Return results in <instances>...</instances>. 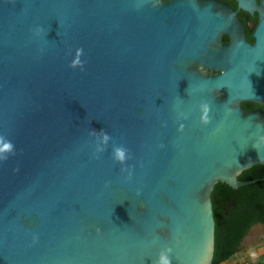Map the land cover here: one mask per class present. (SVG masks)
Returning <instances> with one entry per match:
<instances>
[{
	"label": "water",
	"instance_id": "1",
	"mask_svg": "<svg viewBox=\"0 0 264 264\" xmlns=\"http://www.w3.org/2000/svg\"><path fill=\"white\" fill-rule=\"evenodd\" d=\"M211 16L195 0H0V138L15 150L0 264H153L166 249L213 264L215 184L263 179L238 176L264 164V111L239 103L264 104V38L206 72Z\"/></svg>",
	"mask_w": 264,
	"mask_h": 264
},
{
	"label": "flooded vegetation",
	"instance_id": "2",
	"mask_svg": "<svg viewBox=\"0 0 264 264\" xmlns=\"http://www.w3.org/2000/svg\"><path fill=\"white\" fill-rule=\"evenodd\" d=\"M201 7L208 10L214 16L205 27L208 29V37L205 47L197 59L198 68L211 74L221 72L228 67L227 61L232 58L233 50L238 40L244 41L250 47L262 37L264 0H195ZM261 51L257 52L260 56ZM256 52L253 53L255 55ZM239 103L246 109H261L264 104L253 99H242ZM231 202H226L228 206ZM225 209H227V207Z\"/></svg>",
	"mask_w": 264,
	"mask_h": 264
},
{
	"label": "trees",
	"instance_id": "3",
	"mask_svg": "<svg viewBox=\"0 0 264 264\" xmlns=\"http://www.w3.org/2000/svg\"><path fill=\"white\" fill-rule=\"evenodd\" d=\"M238 178L263 179L238 188L223 182L215 184L211 194L215 219L213 264H219L239 252L250 227L257 222L264 223V164L243 170ZM229 201L233 204L224 205ZM258 262L264 264V253Z\"/></svg>",
	"mask_w": 264,
	"mask_h": 264
},
{
	"label": "clouds",
	"instance_id": "4",
	"mask_svg": "<svg viewBox=\"0 0 264 264\" xmlns=\"http://www.w3.org/2000/svg\"><path fill=\"white\" fill-rule=\"evenodd\" d=\"M42 31L41 28L37 27L35 29L36 34L38 35ZM75 58L71 60L70 67L76 68L80 67L83 70L84 62L81 60V55L83 54L82 48H77ZM203 110V115L201 116V120L203 123L207 124L209 122L208 111L209 107L207 104L201 106ZM182 127V126H181ZM103 132V130H101ZM95 130H92L89 134H94ZM109 139V135L107 133L103 134V141L106 143ZM103 151V149L97 148V152ZM11 153L15 154L14 145L10 141H3V138H0V160H6L8 156L6 154ZM128 149L123 146H118L114 148L113 158L115 161L120 162L122 165L126 161V159H130L131 156L128 154ZM125 169L122 168L121 171ZM129 177H131V172L129 171ZM33 239L35 240L36 237L34 236ZM170 252V249L162 250L158 254V258L153 261V264H171V260L167 253Z\"/></svg>",
	"mask_w": 264,
	"mask_h": 264
},
{
	"label": "rangeland",
	"instance_id": "5",
	"mask_svg": "<svg viewBox=\"0 0 264 264\" xmlns=\"http://www.w3.org/2000/svg\"><path fill=\"white\" fill-rule=\"evenodd\" d=\"M261 251H264V223L257 222L250 227L243 238L240 252L231 256L224 264H235L241 256L253 258Z\"/></svg>",
	"mask_w": 264,
	"mask_h": 264
},
{
	"label": "built area",
	"instance_id": "6",
	"mask_svg": "<svg viewBox=\"0 0 264 264\" xmlns=\"http://www.w3.org/2000/svg\"><path fill=\"white\" fill-rule=\"evenodd\" d=\"M237 264H260V263L257 260L253 259L252 257L241 256L238 259Z\"/></svg>",
	"mask_w": 264,
	"mask_h": 264
},
{
	"label": "crops",
	"instance_id": "7",
	"mask_svg": "<svg viewBox=\"0 0 264 264\" xmlns=\"http://www.w3.org/2000/svg\"><path fill=\"white\" fill-rule=\"evenodd\" d=\"M239 252H240V251H239ZM239 252H237V253H239ZM263 253H264V251H261L259 254H256V256L253 257V259H255V260L258 261L259 257H260ZM239 258H240V257H239ZM239 258H238V259H239ZM227 260H229V259H227ZM227 260H225V261H227ZM225 261H222V262L219 263V264H224ZM235 264H237V263H235Z\"/></svg>",
	"mask_w": 264,
	"mask_h": 264
}]
</instances>
